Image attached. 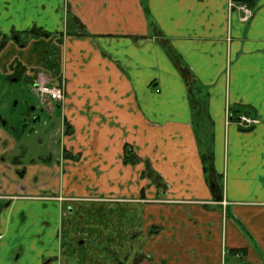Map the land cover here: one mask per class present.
<instances>
[{
	"label": "crops",
	"instance_id": "crops-1",
	"mask_svg": "<svg viewBox=\"0 0 264 264\" xmlns=\"http://www.w3.org/2000/svg\"><path fill=\"white\" fill-rule=\"evenodd\" d=\"M0 37L68 127L37 183L0 149V264H264V0H0Z\"/></svg>",
	"mask_w": 264,
	"mask_h": 264
},
{
	"label": "rangeland",
	"instance_id": "rangeland-1",
	"mask_svg": "<svg viewBox=\"0 0 264 264\" xmlns=\"http://www.w3.org/2000/svg\"><path fill=\"white\" fill-rule=\"evenodd\" d=\"M15 64H18L16 60L10 62V66ZM53 104L57 107V104ZM28 105L34 108L33 112L29 110ZM0 116L9 128L1 132L0 149L5 150L8 165L13 168L20 167L15 181L19 184L39 182V174L26 176L23 180V176L20 177L22 168H29L33 162L39 163L40 159L50 160L51 164L58 165L61 161L60 129L67 132V124H62L63 118L58 110L48 111L41 106L33 91L31 80L24 77L19 82L12 83L4 73H0ZM24 253L25 249H11V263L21 261Z\"/></svg>",
	"mask_w": 264,
	"mask_h": 264
},
{
	"label": "built area",
	"instance_id": "built-area-1",
	"mask_svg": "<svg viewBox=\"0 0 264 264\" xmlns=\"http://www.w3.org/2000/svg\"><path fill=\"white\" fill-rule=\"evenodd\" d=\"M234 8L237 9L240 13H242V17L240 21L246 22L248 21L253 14V11L248 8L246 5L243 4H230ZM64 83L61 84L58 83L54 86H49L45 84H41L38 87V94L41 100L43 101H49L54 103H62L64 101V89H63ZM240 128L242 129H250L257 124H259V119L256 117H251L248 115H241L237 118L235 122Z\"/></svg>",
	"mask_w": 264,
	"mask_h": 264
},
{
	"label": "flooded vegetation",
	"instance_id": "flooded-vegetation-1",
	"mask_svg": "<svg viewBox=\"0 0 264 264\" xmlns=\"http://www.w3.org/2000/svg\"><path fill=\"white\" fill-rule=\"evenodd\" d=\"M30 32L33 34V36L35 38H37V37H44V36H41V34L38 35V34H34L32 31H30ZM49 36L50 35L48 34L47 37H49ZM1 40H3V41H2V43L0 45V47H4L5 46V43L7 42V39L1 37ZM19 47L22 48L21 47V44L19 45ZM8 70H9V73H10L11 70H13L11 74H8V73L5 74L6 76H8V79L12 83H17V82L20 81V79H23L24 77L27 78L28 80H31L33 91L37 95V97L39 98L41 106L44 109L48 110V111H50V109H52V111L55 109L54 108L55 105L53 104L54 102H49V101H43V100H41V98L39 97L38 91H37L39 85L45 84V85H49V86H54V85H56V82L55 81H54L53 84L52 83L50 84L49 82H44L39 77L43 73H39V75H37L36 71L29 72L24 67L22 68L19 64L11 65ZM55 104L58 105V104H61V103H55ZM28 107H29V110L31 112L34 111V108H31L29 105H28ZM37 119H39V117H37ZM7 129H9L7 127V122L4 121L3 118L0 116V135L2 134L1 132H3V131L5 132V131H7ZM2 150H4V149H2ZM20 175H21V173H20ZM0 199H1V197H0ZM0 238H1V236H0Z\"/></svg>",
	"mask_w": 264,
	"mask_h": 264
},
{
	"label": "trees",
	"instance_id": "trees-1",
	"mask_svg": "<svg viewBox=\"0 0 264 264\" xmlns=\"http://www.w3.org/2000/svg\"><path fill=\"white\" fill-rule=\"evenodd\" d=\"M245 1H248V0H245ZM32 32L34 33V34H38V31H35V30H32ZM38 35H40V33L38 34ZM43 36H48V34L47 35H43ZM130 151H128V153H129ZM138 162V159L137 158H135V157H131V156H128L127 155V153H126V156H125V158H124V163L125 164H136Z\"/></svg>",
	"mask_w": 264,
	"mask_h": 264
},
{
	"label": "water",
	"instance_id": "water-1",
	"mask_svg": "<svg viewBox=\"0 0 264 264\" xmlns=\"http://www.w3.org/2000/svg\"><path fill=\"white\" fill-rule=\"evenodd\" d=\"M16 104V103H15Z\"/></svg>",
	"mask_w": 264,
	"mask_h": 264
}]
</instances>
